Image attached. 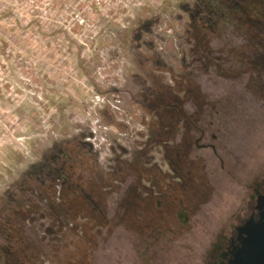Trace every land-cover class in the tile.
<instances>
[{
  "label": "rangeland",
  "instance_id": "obj_1",
  "mask_svg": "<svg viewBox=\"0 0 264 264\" xmlns=\"http://www.w3.org/2000/svg\"><path fill=\"white\" fill-rule=\"evenodd\" d=\"M261 3L0 0V264H141L126 190L178 142L165 131L174 107L202 102V61L233 71L237 45L264 41L248 15ZM210 75L223 111L210 96L207 117L243 126L245 184L264 162V91ZM196 232L177 248L189 264L210 241Z\"/></svg>",
  "mask_w": 264,
  "mask_h": 264
},
{
  "label": "flooded vegetation",
  "instance_id": "obj_2",
  "mask_svg": "<svg viewBox=\"0 0 264 264\" xmlns=\"http://www.w3.org/2000/svg\"><path fill=\"white\" fill-rule=\"evenodd\" d=\"M260 1V13L253 10L248 14L259 15L257 21L251 17L257 25L264 22V0ZM251 26L254 25L243 24L241 28L252 30ZM242 44L237 45L239 52L234 61H229V66H235L230 69L233 71H223L221 59L210 63L208 56L202 61V78L206 80L201 90L202 102L193 100L187 116L173 106L175 118L165 131L178 142L161 146L162 152L157 153L159 164L151 162L149 168L139 167L137 182L126 190L125 223L140 247L136 256L141 264H152L157 259L160 264H189L190 256L178 254L177 248L183 238L194 237L195 230L199 236L210 237L200 264H236L243 243L264 218V162L255 167L245 184L239 183L243 177L239 170L242 152L247 148L243 126L207 117L210 96L216 101L214 112L219 115L223 111L222 82L206 87L210 85V72L225 81L245 77L260 93L264 91V85H260L264 80V41L243 40ZM205 48L208 53L215 51L210 45ZM251 84L244 85V90L250 97H257ZM232 134H236L235 140H231ZM198 217L208 221L198 223Z\"/></svg>",
  "mask_w": 264,
  "mask_h": 264
},
{
  "label": "water",
  "instance_id": "obj_3",
  "mask_svg": "<svg viewBox=\"0 0 264 264\" xmlns=\"http://www.w3.org/2000/svg\"><path fill=\"white\" fill-rule=\"evenodd\" d=\"M236 264H264V218L243 243Z\"/></svg>",
  "mask_w": 264,
  "mask_h": 264
}]
</instances>
